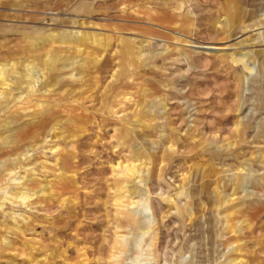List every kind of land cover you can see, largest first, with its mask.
Here are the masks:
<instances>
[{
	"label": "rangeland",
	"instance_id": "rangeland-1",
	"mask_svg": "<svg viewBox=\"0 0 264 264\" xmlns=\"http://www.w3.org/2000/svg\"><path fill=\"white\" fill-rule=\"evenodd\" d=\"M0 264H264V0H0Z\"/></svg>",
	"mask_w": 264,
	"mask_h": 264
},
{
	"label": "bare ground",
	"instance_id": "bare-ground-1",
	"mask_svg": "<svg viewBox=\"0 0 264 264\" xmlns=\"http://www.w3.org/2000/svg\"><path fill=\"white\" fill-rule=\"evenodd\" d=\"M76 33H79V31L78 32H76ZM83 36V35H82ZM189 46V45H188ZM191 46V45H190ZM192 47H194V48H200V49H203V50H209V51H217V52H219V51H223V50H225V48H220V47H215V46H212V45H205V46H192ZM244 56V58H242L240 61H241V63H244L245 64V70L248 72V74L249 75H252L253 74V72H254V67H253V62H252V60H251V58H249V57H247L245 54L243 55ZM240 59V58H239ZM118 166H120V164L118 165ZM117 166V167H118ZM123 170V169H122ZM121 175H125V172L123 173V174H121ZM120 176V175H119ZM122 180V179H121ZM20 218V217H19ZM15 219V218H14ZM22 220V219H21ZM14 221V220H13ZM17 223V222H16ZM146 223V221H144V220H142V219H140L139 221H138V224H137V228H142L143 227V225ZM19 230V229H18Z\"/></svg>",
	"mask_w": 264,
	"mask_h": 264
},
{
	"label": "crops",
	"instance_id": "crops-1",
	"mask_svg": "<svg viewBox=\"0 0 264 264\" xmlns=\"http://www.w3.org/2000/svg\"><path fill=\"white\" fill-rule=\"evenodd\" d=\"M157 26H160V25H156V27H157Z\"/></svg>",
	"mask_w": 264,
	"mask_h": 264
}]
</instances>
